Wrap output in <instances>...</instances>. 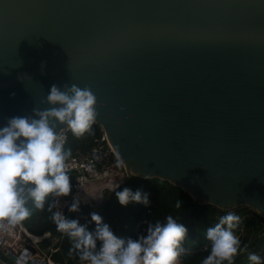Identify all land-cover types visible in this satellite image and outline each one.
Returning a JSON list of instances; mask_svg holds the SVG:
<instances>
[{
	"label": "water",
	"instance_id": "water-1",
	"mask_svg": "<svg viewBox=\"0 0 264 264\" xmlns=\"http://www.w3.org/2000/svg\"><path fill=\"white\" fill-rule=\"evenodd\" d=\"M73 84L125 174L264 215V0H0V128Z\"/></svg>",
	"mask_w": 264,
	"mask_h": 264
},
{
	"label": "clouds",
	"instance_id": "clouds-1",
	"mask_svg": "<svg viewBox=\"0 0 264 264\" xmlns=\"http://www.w3.org/2000/svg\"><path fill=\"white\" fill-rule=\"evenodd\" d=\"M64 89L51 87L47 102L54 107L34 108L33 116L8 118L0 128V221L19 224L32 214L29 201L40 210L47 203L51 220L72 240V250L78 253L81 264H179L186 252L183 244L189 229L172 215L157 219L149 224L146 235L133 239L116 235L98 213H91L96 227L90 231L79 219H70L61 210L53 211L59 209L61 197L72 193L66 163L71 151L65 149V140L56 127L65 125L81 137L92 131L99 114L97 97L90 88L73 84ZM116 196L125 206L131 201L149 203L146 194L130 188ZM182 204L179 200L175 207L179 209ZM68 210H80L78 197L73 198ZM239 222L240 217L229 212L207 228L210 254L201 264H234L241 253V239L235 232ZM248 259L251 264H264V258L255 253Z\"/></svg>",
	"mask_w": 264,
	"mask_h": 264
},
{
	"label": "trees",
	"instance_id": "trees-1",
	"mask_svg": "<svg viewBox=\"0 0 264 264\" xmlns=\"http://www.w3.org/2000/svg\"><path fill=\"white\" fill-rule=\"evenodd\" d=\"M101 132V127L96 122L92 126V131L81 137H76L70 129H67L64 147L71 151L70 157H84L96 143ZM111 156L114 157L113 154ZM68 174L72 183L76 172L71 170ZM125 188L146 194L149 203L146 205L131 201L126 206L122 205L116 193ZM100 192L102 198L97 204L80 201V210L70 212L68 206L74 198L72 189L71 195L60 198L59 208L68 218L79 219L81 224H87L90 231H94L96 227L95 222L91 221V213H98L116 235L133 239H138L142 234L146 235L149 224L155 223L157 219L163 220L167 215H172L189 229L188 237L183 244L186 252L180 258L179 264H201L210 254V242L206 238L207 228L214 226L221 216L232 212L240 217L235 232L241 239V253L234 264H251L248 256L252 253L264 258V215L249 205L239 204L225 208L215 204L204 205L203 201L195 199L181 186L162 178H148L135 174H124L115 187L105 186ZM179 200H182L183 204L178 209L175 205ZM28 207L32 209V214L19 223L22 234L42 236L37 243L38 248L47 247L52 242L48 251L59 264H81L78 253L72 250V240L58 231L51 220L52 213L47 210L48 204H45L44 210H40L29 201ZM244 245H247L246 249Z\"/></svg>",
	"mask_w": 264,
	"mask_h": 264
},
{
	"label": "built area",
	"instance_id": "built-area-1",
	"mask_svg": "<svg viewBox=\"0 0 264 264\" xmlns=\"http://www.w3.org/2000/svg\"><path fill=\"white\" fill-rule=\"evenodd\" d=\"M67 129V127H62L58 131L63 136L64 140L66 139ZM111 154H113L114 157H112ZM66 163L68 171L74 170L76 172L72 181L73 196L78 197L79 200L82 201V192L90 181L93 185H97L95 189H99V195H97V201L95 204H97L102 198L100 189L105 186L110 188L115 187L120 178L125 174L121 169V163L116 157L103 130L96 143L90 148L84 157L79 158L71 156ZM11 226L12 225L9 224L7 220L0 221V245L3 247L8 245L17 247L22 243L21 240H17L14 245L10 243L6 234H12L10 231ZM15 226L19 227L20 231L22 230L19 224H16ZM27 236L31 239L33 238V235L29 233H27ZM17 238L19 239V237ZM49 248L50 247L38 248L37 256L43 260V264H59L50 256L48 251Z\"/></svg>",
	"mask_w": 264,
	"mask_h": 264
},
{
	"label": "rangeland",
	"instance_id": "rangeland-1",
	"mask_svg": "<svg viewBox=\"0 0 264 264\" xmlns=\"http://www.w3.org/2000/svg\"><path fill=\"white\" fill-rule=\"evenodd\" d=\"M97 195H99V189L96 190L95 195L93 194V196H91L89 198V200L86 199V198H88L87 195H84L85 198L83 197L82 201H84V202L88 201L89 203H92L93 205H95V203L97 201ZM57 210H60V208ZM12 226L10 227V231L12 234H6V236L9 238V241L12 245H14L17 240L28 241V242L32 243L33 245H35L36 248L38 249L37 245L35 243H33V240L29 236H25L22 234L23 232H22V230L20 231L19 227L15 226V225H12ZM17 237H19V239Z\"/></svg>",
	"mask_w": 264,
	"mask_h": 264
},
{
	"label": "crops",
	"instance_id": "crops-1",
	"mask_svg": "<svg viewBox=\"0 0 264 264\" xmlns=\"http://www.w3.org/2000/svg\"><path fill=\"white\" fill-rule=\"evenodd\" d=\"M97 185H93L92 184V182H88V185L86 186V188H85V190L82 192V196L84 197V195H87V197L88 198H86V199H88L89 200V198L91 197V196H93V194L95 195V192H96V190H98V189H95V187H96ZM85 198V197H84ZM42 239V236H33V238H32V240H33V243H35L36 245H37V247H38V241H40ZM51 244H52V242H50L49 244H48V246L47 247H50L51 246Z\"/></svg>",
	"mask_w": 264,
	"mask_h": 264
}]
</instances>
